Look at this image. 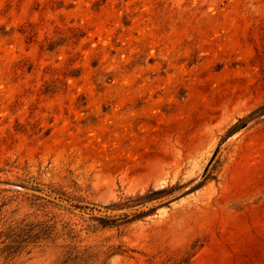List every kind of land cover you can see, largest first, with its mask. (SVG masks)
I'll return each instance as SVG.
<instances>
[{"label": "rangeland", "instance_id": "1", "mask_svg": "<svg viewBox=\"0 0 264 264\" xmlns=\"http://www.w3.org/2000/svg\"><path fill=\"white\" fill-rule=\"evenodd\" d=\"M261 108L264 0H0V264H264Z\"/></svg>", "mask_w": 264, "mask_h": 264}, {"label": "trees", "instance_id": "2", "mask_svg": "<svg viewBox=\"0 0 264 264\" xmlns=\"http://www.w3.org/2000/svg\"><path fill=\"white\" fill-rule=\"evenodd\" d=\"M260 111L264 112V108H261ZM248 119L240 120L237 124L236 127L237 129L243 128L245 124L247 123ZM182 188V186H173L170 188H164L162 190L154 191V190H149L148 193L144 196H136L135 198H129L126 202L115 206L112 205L110 207H106V209H111L114 210L115 207H121V208H132V207H138V206H144L145 204L156 200L160 199L162 197L172 195L175 191H178ZM142 214H145V212L138 214L141 216ZM91 218L94 221H97L99 225L102 227H117L119 226L117 220H112L110 216H91ZM93 255L90 254V252L85 249V250H76L75 248H68L66 253L63 256V261L60 264H92L93 260Z\"/></svg>", "mask_w": 264, "mask_h": 264}]
</instances>
